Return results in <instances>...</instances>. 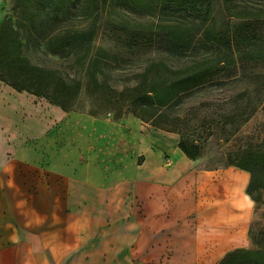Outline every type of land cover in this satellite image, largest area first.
<instances>
[{"label": "crops", "instance_id": "crops-1", "mask_svg": "<svg viewBox=\"0 0 264 264\" xmlns=\"http://www.w3.org/2000/svg\"><path fill=\"white\" fill-rule=\"evenodd\" d=\"M68 119L0 82V264H134V254L138 264L177 254L195 256L184 264H218L250 249L248 173L198 171L175 136L144 130L135 182L102 189L86 175L96 173L102 138L86 147L78 133L70 148ZM69 149L83 157L73 160Z\"/></svg>", "mask_w": 264, "mask_h": 264}, {"label": "rangeland", "instance_id": "rangeland-1", "mask_svg": "<svg viewBox=\"0 0 264 264\" xmlns=\"http://www.w3.org/2000/svg\"><path fill=\"white\" fill-rule=\"evenodd\" d=\"M245 1L252 8L261 6L260 0ZM231 13L221 0H211L209 15L204 9L184 12L162 4L152 5L149 13L107 5L99 12L90 62L81 64L78 56L61 57L37 40L26 41V32L18 25L20 17L14 1L0 0V23L9 19L19 30L23 56L32 65L56 70L65 80L80 83L77 99L68 112V120H73L68 130L69 147H76L72 138L78 135L86 138V147L93 146L92 136H100L102 141L96 144L93 155L97 162L96 173L86 175L102 189L112 188L118 192H122L119 190L124 183L135 182V170L140 163L139 138L144 130H158L159 135L175 136L176 140L196 145L199 148L198 171H222L231 162L237 163L244 153L264 154V62L234 61L224 67L220 64L219 70L212 71L207 84L182 95L169 108L160 110L161 117L142 119L129 104L134 98L129 90L138 84V76L150 63L161 62L177 70L210 54L213 59L217 56L216 50L205 47L199 33L206 14V24L212 22L217 31L226 35L264 38V21L240 22L232 19ZM72 22L83 24L79 17ZM169 25H185L189 30L193 47L184 55L169 51L164 29ZM93 63L98 69H94ZM124 90L128 91L119 96ZM252 110L254 112L249 115ZM154 123L174 124L179 127V133L155 129L152 127ZM68 151L73 160L83 157L82 153ZM170 151L165 147L166 163ZM261 175L264 177V169ZM118 197L124 198L120 193ZM254 213L249 229V250L260 247L264 233V205H256ZM156 257L150 256L146 264H184L191 258L195 261V256L191 255H165L160 260ZM133 262L140 263L141 255L134 254Z\"/></svg>", "mask_w": 264, "mask_h": 264}, {"label": "trees", "instance_id": "trees-1", "mask_svg": "<svg viewBox=\"0 0 264 264\" xmlns=\"http://www.w3.org/2000/svg\"><path fill=\"white\" fill-rule=\"evenodd\" d=\"M13 1L20 17L19 28L26 32V41L37 40L47 50L61 57L78 56L81 64L89 61L93 55L92 42L99 22V12L107 5L114 4L133 11L149 13L152 5L162 4L184 12L204 9L209 15L211 2V0ZM221 1L224 6H228L229 11H232L230 16L234 20L246 23L264 21V0H260L261 6L257 8L248 6L245 0ZM78 17L83 20V24L72 22ZM206 17L199 33L203 36L205 47L216 50L217 56L213 59L210 54L193 62L189 67L177 70H172L161 62L150 63L138 76V84L129 90L134 95L129 104L140 118L161 117L160 110L169 108L182 95L207 84L213 74L212 71L220 64L224 67L234 61L264 62L263 37L251 38L248 35L231 37L217 31L212 22L206 24L207 14ZM164 29L167 31L168 49L172 54L181 56L192 49L193 38L185 25H169ZM22 48L23 41L19 30L11 25L9 19L0 23V82L16 92L44 98L62 111L69 112L79 94L80 83L76 80H65L56 70L32 65L23 56ZM93 67L98 69L96 63H93ZM127 91L124 90L118 95L123 96ZM253 112L254 110L249 115ZM216 121L225 123L228 120ZM152 127L169 133H179V127L174 124L166 126L154 123ZM177 148L190 160L199 158V148L196 145L186 144L180 140ZM229 166L249 174L246 194L255 205H264V177L261 175L264 169V154L244 153L237 163L231 162ZM259 245L258 250L236 249L229 252L218 264H264V233Z\"/></svg>", "mask_w": 264, "mask_h": 264}]
</instances>
